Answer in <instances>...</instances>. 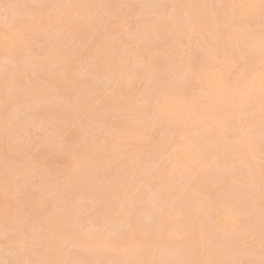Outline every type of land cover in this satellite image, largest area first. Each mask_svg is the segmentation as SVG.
<instances>
[{
    "label": "bare ground",
    "instance_id": "bare-ground-1",
    "mask_svg": "<svg viewBox=\"0 0 264 264\" xmlns=\"http://www.w3.org/2000/svg\"><path fill=\"white\" fill-rule=\"evenodd\" d=\"M158 1L133 0L137 4L103 18L105 10L115 9L113 4L34 0L40 7L25 29L0 24V51L10 60L27 44L26 29L37 33L47 24L48 40L52 39L48 54L28 64L46 68L51 85L39 84L24 93L21 70H15L12 81L0 78V165L23 174L27 181L41 169L52 171L59 156H68L64 181L46 175L38 198L24 190L25 205L36 210V219L44 220L48 231L32 236L30 249L17 264H245L244 258L258 256L263 248L259 231L264 229V218L258 233L252 226L259 224L255 217L264 213V167L256 161L257 152L264 154V0ZM29 2L16 9L11 6L12 11L28 15L33 0ZM138 2L149 3L147 16ZM216 2L224 8L217 7L218 11ZM167 8H172L173 17L166 16ZM138 11V38L132 48L123 28L126 14ZM219 14L228 24L224 33L217 28ZM79 17L85 18L92 32L72 54L68 45L74 32H87ZM170 33L176 36L170 39ZM185 45L190 46L189 53L183 51ZM156 54L160 61L154 68L150 63ZM52 65L57 66L54 75L47 70ZM105 76L118 81L107 97L97 82ZM67 82L71 84L65 86ZM142 82L144 89L151 90L148 94L140 91ZM84 83L91 86L87 91L82 89ZM59 90L68 97L76 94L75 116L67 117L56 105L47 108L48 104L40 115L63 140H53L31 163L21 165L17 154L34 143L33 133L27 126L7 125L4 116L25 103H49L60 95ZM120 113L127 121L115 123L107 142L99 145L98 132L106 119ZM168 126L175 128L171 136L164 134ZM156 134L163 135L155 140ZM150 151L153 155H148ZM147 157L160 167L144 166ZM97 164L106 173L85 178ZM205 166L211 170L205 171ZM78 177L88 181L77 195L90 201L87 216L78 207L79 199L65 202ZM10 178L11 174L0 175L1 228L9 225L14 209ZM205 180H211V185L205 186ZM145 181H151L152 187ZM138 184L140 192L133 195ZM153 187L154 198L166 204L151 213L150 223L142 214H149L145 203L152 202L148 197ZM197 192L209 201L196 200ZM138 210L141 214H136ZM171 212L181 219L172 221ZM230 212L238 216L230 217ZM75 218L79 225L69 232ZM88 222L93 224L90 230L83 225ZM17 232L9 236L8 245L20 242ZM233 234L237 237L230 239ZM70 243L78 250L69 254Z\"/></svg>",
    "mask_w": 264,
    "mask_h": 264
},
{
    "label": "rangeland",
    "instance_id": "rangeland-1",
    "mask_svg": "<svg viewBox=\"0 0 264 264\" xmlns=\"http://www.w3.org/2000/svg\"><path fill=\"white\" fill-rule=\"evenodd\" d=\"M29 1L28 0H26V1L25 0H0V24H2L5 27L8 25V27H10L11 29H19V30L25 29V27H26L25 23H27V20H29V19L31 20L32 19V17L34 16L33 14H35L37 12V10L39 9V7H40V5L38 7L39 2H41L42 0L41 1L40 0H36L38 4L36 2H34V0H33L34 3L32 2L31 5L29 4L30 10H29V14L26 15V16L25 15L22 16L18 12L15 13L16 10H15V12L12 11V7L11 6H13L14 9H16L15 7H17V6L20 7L21 3L23 5H25L24 3L26 2L27 5H28V3H31ZM159 1H161V2L163 1L164 3H166L165 2L166 0H159ZM101 2H103L104 4L106 3L105 6H107L109 4H113L112 6H113V8H115L113 10H105V13L103 15L101 14V16L103 18H106V17H108L110 15H113V14H118L119 11L121 10L120 8L121 7L122 8L125 7V5H129V4L131 5L132 4V6H133L136 3V2H133V0L132 1H130V0H101ZM147 2H150V0H147ZM152 2H153V0H152ZM216 3H218L219 5L217 6ZM216 3H215V6H216L215 8L217 10H218V8L220 6H222V7H220L221 9L219 8L220 10H222L224 8L223 4H221L219 2H216ZM138 4H139L138 6L141 9H143L144 12L143 11L142 12L143 13L146 12L144 14V15H146L148 13L147 9H148L149 3L146 4L144 2L143 5H142V3L140 4L138 2ZM151 5H150V7H151ZM102 7L105 8V9L108 8V7H104V6H102ZM137 10H139V9H137ZM167 10H169V9L167 8ZM220 10H218V11H220ZM139 11H138V13L129 12L128 14H126V19H125L126 20V24H125V26L123 28L126 36H128L129 41L131 42L130 45H132L131 46L132 48H133V46L134 47L136 46L137 38H138V36H136L135 34L137 33V31H138L137 29L139 27L138 26V24H139ZM169 11L172 13L173 12L172 8ZM169 11H166L167 12L166 16L168 17V15H169L170 16L169 18H171V17H173L172 16L173 13L169 14L170 13ZM231 11H233V10L231 9ZM142 12H140V13H142ZM123 13L124 12H122L120 14H123ZM30 15L32 17H30ZM219 17L221 18L222 16H220V14H219ZM78 22L81 25H83V27L85 29H87V32H84V33H76V32H74V34H73V36H74L73 38L74 39H72V43L70 45H68L69 52L72 53V54L77 53L78 50H80L83 47L82 46L83 45L82 44V39L87 34L92 32L91 28L87 25V22H86L85 18L79 17L78 18ZM218 22H219V20H218ZM218 25L219 26L217 28H218V30L220 32L222 31L224 33L227 30L228 24L226 22V19L223 20L221 18L220 22L218 23ZM49 29H50V27L47 26V24L43 25L42 29H40L37 33L33 32L32 30L26 29V34L25 35H26V40L28 42H27V44L22 45L19 48V51L16 52V54L13 56L12 60H10L9 58H6L5 53L3 51H0V78L4 77L5 80H6V78H8L9 81H12L10 79L13 78V75L15 76V70H16V73L19 70H21L20 72H21L23 77H22V80H20V82H21L20 89L21 90L23 89L24 93L26 91L29 92L31 88H33V89H34V87L37 88L36 86H38L39 84L43 85V84L50 83L49 85H51V81H49L48 79L45 78L46 77V68H43L41 66H37V65H34V64H33V66H31V65L29 66L28 65L29 62L35 61V60H37V58L39 59L41 56H43V54L46 55L50 51V47H51L50 41L52 39L48 40L49 36L47 35L48 33H46V32H48ZM175 36H176V34L174 35V33H172V34L170 33L169 38L172 39ZM115 40L116 41H120L119 38L115 39ZM183 51L185 53H189L190 46L189 45H185L183 47ZM94 53H96V51ZM158 56L159 55L153 56V58L151 60L150 65L152 64V67H154V68L158 64L157 62L160 61L159 60L160 58ZM137 59H139V58H137ZM83 61H84V63H83ZM83 61H81V62L83 64H85L86 59H84ZM136 62H138V61H136ZM9 67L11 68V70L9 69ZM56 69H57V66L56 65H52L47 70L49 71V73H51V75H54V74L57 73ZM240 71H241V69H240ZM243 71H245V69H243ZM243 71H242V73L244 74ZM247 71H249V70H247ZM247 71L244 74L245 77L247 75ZM73 72H75L73 74L76 75L77 72L76 71H73ZM249 72L251 73V71H249ZM249 76H250V74L248 73L247 77H249ZM110 77H112V76H110ZM110 77H107V78H106V76H105V78L101 77L97 81L100 84V86L102 87V89L104 90V92L106 94V97L112 94V91L114 90V88H116L115 86H118V81L116 79H113V78H110ZM44 79H46V80H44ZM84 81H86V80H84ZM69 84H71V83L67 82L65 84V86H68ZM84 84L85 85L82 86L83 87L82 88L83 91H85V90L87 91L88 89H90L91 86L89 87L88 84H86V83H84ZM144 88H145V84L142 82L140 84V88H139L140 91H145V92H143L144 94L145 93L148 94V92L151 91L150 89L147 90V88L146 89H144ZM59 91H60V95H57L58 97H54V99H51L50 100L51 102L49 101V103H51V104H49L48 101L44 102V104L42 103L43 105L40 103V104H36V105H32V106L30 105V103L29 104L25 103L24 104L25 106L24 105H20L18 107V109H15L16 111L11 109L9 111L10 113L8 112L6 114V117L4 116L3 119H5L6 122L8 121L7 125L16 124L19 127L27 126V128H29L30 131H32V133H33V138L34 139H32V142H34V143L33 144L31 143L32 145L30 147H28V149L26 148L22 153H18L17 154V158H18L19 162L21 163V165L23 164L25 166V165L31 163V160L33 159L34 155L36 153H38L39 151H41L42 149L47 148L48 144L50 142H52L53 140L56 141V142L57 141L60 142L61 140H63L62 134H61V136H59L60 133H58L57 130L56 131L53 130L54 128H52L53 126L49 122V120L41 118V115H40V111L42 112V110H43L42 108L46 107L47 104H48L47 108L49 106L52 107V106L56 105L55 107L59 110V112L62 111L63 114L67 115V117L73 118L75 116V109H74V104L73 103H74V100H75L74 97L76 98V94H74V96L72 95L73 97L69 96L70 97L69 98L68 96L62 95L63 93L61 94V92H62L61 90H59ZM137 98H138L137 100H139V98L141 100L142 96L139 95ZM45 103H46V105H45ZM57 104H58V106H57ZM37 106H38V108H37ZM263 107H264V105H263ZM262 109H264V108H262ZM122 120L127 121V118L121 113L120 114H116V116H114V117H110V118L108 117L106 119V121H105L104 127H102V130H100V132H98L99 135H98L97 143L99 145L105 144L107 142V140H108L109 131H110L111 127H113V125L115 123H117L119 121H122ZM174 129L175 128L173 126H168L166 131H164V134H166L167 136H169V135L171 136V135L174 134V131H175ZM82 134H84V133H82ZM55 135H58V136L56 137ZM162 135L163 134H156V135H154L153 138L155 140H158V139H160V137ZM84 136H85V134H84ZM54 138H56V140ZM25 141H27V140H25L23 138L19 139L20 143L24 144ZM74 149L75 148H72V150H74ZM150 152H149L148 155H153V152H151V153ZM150 158L151 157H147L146 158L147 162L144 163V166L150 167L148 165H153V168H154L153 170H157L160 167V165H158L159 163L158 162H154V163L151 164L150 161H148V159H150ZM122 160H123L122 157L119 158L117 163L122 162ZM67 161H68V156H66V155L59 156L57 161H56V165H55V167H54V169L52 171H47L46 169H41L42 171L40 170V173L32 174L29 177H27V181L24 179L23 174H21V173L13 174V173H11V171H8L9 168L7 169V167L5 165L4 166L0 165V175H2L3 173L4 174H9V175L11 174L10 182L12 184L11 187L13 189L11 198H12V203L14 204V207H13L14 209L12 210V214H11L12 217L9 220V225L7 224V225L3 226L4 228L9 227L7 232H6V230L3 229V227L2 228L0 227V230L1 229L4 230L3 233H1V231H0V264L1 263H3V264H17L19 262L18 259H21L22 255L24 257L23 253H25L26 250L30 249L29 245L31 244V241L33 239L32 236L33 235H40V234L47 233L48 229H47V225L44 223V220L36 219V217L38 216L36 210L32 209L29 205H25V191L24 190H29L30 193H32L34 198L35 197L36 198L40 197L39 196V195H41L40 194L41 193L40 192V187L43 184L44 180H46L47 178L49 179V177L52 180H59V181L63 180V177L66 176V174L63 172V170H64L65 166L67 165ZM256 161L261 166L264 167V154H262L260 151L256 153ZM204 168H205V171H207V172H209L211 170L210 166H205ZM8 172H10V173H8ZM104 173H106L105 169L102 166H100L99 164H97L92 170L90 169V170H88L86 172L85 178H92L93 176H97V177L99 176L100 177ZM46 175H49V176L46 178L45 177ZM85 178H83V177L74 178V181H72L73 183H71L72 186L70 187V189L68 191L69 198L67 197V199H69V200H65V202H67V204H68V201H70V200L72 201L73 199H76L77 195H78V192L80 190H82V187L87 185L88 181ZM65 179L66 178H64V180ZM104 179H106L107 182L110 180L108 177H106ZM23 180L25 181V183L22 184L21 182H23ZM147 181H145V184L147 183ZM150 182L151 181H149L146 184L147 187L152 185V182H151L150 185H148ZM203 182L205 183V186H210L211 185V180L210 181L205 180ZM140 184L144 185L143 183H140ZM136 185H135V189L133 190V195H137L140 192L139 189H141L139 184H138V187ZM142 188H143V186H142ZM147 190H148V188H147ZM149 191L151 193L149 192L150 194H149L148 198H151V196H152V199H153V200L151 199L152 202L149 199L147 201L148 203L147 202L145 203L146 204L145 206L148 207V210H149L148 213L149 214H145V215H144V213L142 214V216H143L142 218H144V221L147 220V222L148 221L149 222L152 221V219L150 220V218L152 216L151 213L152 214H156V212L158 213V211L162 210V207H164L163 205L166 204L165 201L161 200L160 197L154 198V196L157 195V194H155L156 191L154 192V187L151 190L149 189ZM152 194H155V195H152ZM245 195H247V193ZM263 196H264V194H263ZM49 197L50 198H48V199H52L51 195ZM73 197H75V198H73ZM77 199H79V197ZM202 199L208 200L204 196L203 193L197 192L196 200H202ZM79 200L81 201L79 203V205H78V207H80L79 208L80 211L83 210L81 212L85 216L89 215L90 211H89V207L88 206L90 205V201L89 200H84V199L83 200L79 199ZM81 203L83 204L82 207H81V205H82ZM125 205L128 207L127 203H125ZM138 207L141 208V205H138ZM87 209H88V211H87ZM136 214H141V211H139V210L136 211ZM236 215L238 216V214H236ZM236 215H233L231 212H230V214H228V216H230V217L236 216ZM255 218L256 219L258 218L257 221L259 222V224L258 223L254 224L252 226L254 228V230H253V228H251V229L258 233V231L261 229L260 221L263 220L264 213L261 212ZM76 219L77 218H75L72 221L69 220V222L71 221V224H69V232H72V231L76 230L77 226L79 225L77 222L80 221V220H79V218L77 220ZM170 219H172V221L176 220V222H177L181 218L178 215L174 214V212H171L170 213ZM88 223H86V224L84 223L83 225L87 226L88 230H90V228L93 227V224L89 223L91 225L90 226ZM80 225H82V224H80ZM153 225L154 224H152V226ZM19 231L21 232V235L19 234ZM16 232H17V235L20 236V242L18 244H16V245H13V246L8 245L7 241H8L9 236H12V234L13 233L15 234ZM259 233H260V236L263 237L264 236V229L259 231ZM232 236H233V238H230V237L229 238L230 239H235L237 237L236 235L234 236V234ZM76 250H78V247L75 246L72 243H70L68 246H66V252L69 253V254L74 252V251H76ZM165 255L169 256L170 254L169 255L164 254V256ZM258 256L254 255V256H250V257L244 258L245 259V264L246 263L247 264H255L256 262H258L257 260H264V244H263V248L261 250H259ZM244 259H243V262H244ZM238 260L240 262V259H238ZM237 261H236V263H237ZM254 261H255V263H254Z\"/></svg>",
    "mask_w": 264,
    "mask_h": 264
}]
</instances>
